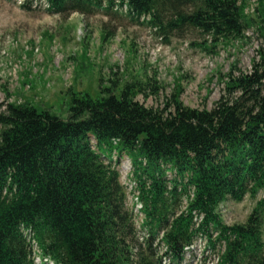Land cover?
I'll list each match as a JSON object with an SVG mask.
<instances>
[{
    "label": "trees",
    "instance_id": "obj_1",
    "mask_svg": "<svg viewBox=\"0 0 264 264\" xmlns=\"http://www.w3.org/2000/svg\"><path fill=\"white\" fill-rule=\"evenodd\" d=\"M45 2L61 16L126 8L166 38L198 32L211 53L253 28L263 45L250 73L233 65L222 77L210 110L185 106L182 90L147 108L143 83L73 92L67 118L0 104V264H33L28 237L55 264H185L202 239L214 264H264V195L243 224L220 213L264 192V0L251 17L247 0ZM114 156L132 162L142 233Z\"/></svg>",
    "mask_w": 264,
    "mask_h": 264
},
{
    "label": "rangeland",
    "instance_id": "obj_2",
    "mask_svg": "<svg viewBox=\"0 0 264 264\" xmlns=\"http://www.w3.org/2000/svg\"><path fill=\"white\" fill-rule=\"evenodd\" d=\"M258 4L259 0H247L245 14L254 16ZM203 42L191 30L166 38L146 20L131 18L126 8L61 16L47 11L45 0H0V104H30L67 118L73 92L95 97L104 88L118 94L126 84L143 83L149 85L136 100L147 108L164 109L182 90L185 106L210 110L224 94L222 77L233 65L250 73L263 40L253 28L246 31L245 39L220 44L215 53L196 45L204 46ZM92 144L95 147L96 142ZM116 162L127 207L136 214L132 162L127 156ZM263 195L247 196L241 203L225 201L220 207L224 222L245 223ZM135 217L142 233L143 217ZM33 257L35 264H52L36 246ZM215 262L216 254L205 248L202 239L187 252L185 264Z\"/></svg>",
    "mask_w": 264,
    "mask_h": 264
},
{
    "label": "bare ground",
    "instance_id": "obj_3",
    "mask_svg": "<svg viewBox=\"0 0 264 264\" xmlns=\"http://www.w3.org/2000/svg\"><path fill=\"white\" fill-rule=\"evenodd\" d=\"M138 207H139V209H140V208H141V205H139ZM46 261L48 262V260H46Z\"/></svg>",
    "mask_w": 264,
    "mask_h": 264
}]
</instances>
